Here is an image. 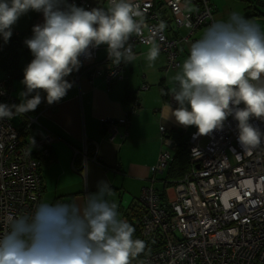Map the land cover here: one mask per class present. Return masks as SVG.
Returning <instances> with one entry per match:
<instances>
[{"label":"clouds","instance_id":"1","mask_svg":"<svg viewBox=\"0 0 264 264\" xmlns=\"http://www.w3.org/2000/svg\"><path fill=\"white\" fill-rule=\"evenodd\" d=\"M30 10L42 13L44 22L34 25L32 37L24 41L33 59L24 69L21 102L0 103V120L34 111L41 91L49 105L58 103L71 87L65 77L78 69L79 58L90 48L106 45L117 66L138 58L128 42L133 35L143 36L144 13L132 0H109L106 8L90 10L67 0H0V37L5 43L12 26ZM189 53L171 77L178 107L169 105L164 119L174 117L181 126H195V135L207 136L232 116L238 121V142L250 154L264 138L249 122L264 120V32L232 12L226 20L211 23ZM159 54L152 43L143 55L147 68L154 67ZM238 195L229 193L230 198ZM111 196L110 182L102 181L83 206L41 202L32 214L10 219L0 235V264H132L146 244L133 238L134 226L119 218Z\"/></svg>","mask_w":264,"mask_h":264},{"label":"built area","instance_id":"2","mask_svg":"<svg viewBox=\"0 0 264 264\" xmlns=\"http://www.w3.org/2000/svg\"><path fill=\"white\" fill-rule=\"evenodd\" d=\"M67 2L90 10L106 8L109 0ZM132 2L144 13V27L143 36L133 35L128 46L148 47L155 43L165 57L164 72L179 67V43L165 31L163 14L156 6L167 9L175 26L185 28L189 35L200 27L209 26L213 20L214 0ZM32 35L26 34V38ZM184 40H188V36ZM193 42L195 40H191V44ZM97 50V47L90 48L81 55L82 68L76 69V75L86 74L91 81L102 78L107 86L122 79L123 65H115L108 55L98 60ZM146 88L142 86L143 90ZM10 92L0 80V103H16ZM137 104L135 99L119 120L105 121L104 130L109 141L116 136L124 140L129 117L135 114ZM13 119L0 120V235L8 229L10 219L32 214L40 203L41 161L50 157V146L56 138L51 134H39L32 145L22 143ZM34 122L33 118L29 119L25 126L27 132ZM249 122L264 133V120L253 118ZM117 123L123 125L121 134L115 127ZM237 124L238 121L229 116L221 130L207 136L195 135L197 128L194 127L187 134L190 168L172 186L171 195L163 198L154 190V177L166 168L171 158L170 149L174 146L168 136L162 138L161 152L151 170L150 185L143 188L140 195L142 207L138 226L146 250L133 264H264V138L250 154L244 152L238 142ZM160 132L166 134L163 127ZM34 149L41 157L33 156ZM230 192L239 195L230 198ZM222 200H227L229 206Z\"/></svg>","mask_w":264,"mask_h":264},{"label":"crops","instance_id":"3","mask_svg":"<svg viewBox=\"0 0 264 264\" xmlns=\"http://www.w3.org/2000/svg\"><path fill=\"white\" fill-rule=\"evenodd\" d=\"M214 1L212 23L226 20L230 13L236 12L254 22L264 32V10L254 6L251 1ZM260 2L264 6V2ZM160 6L162 5H157L156 8L159 7L163 14L165 31L179 43V67L176 70L164 72L165 57L162 53L154 67L147 68L143 55L151 46L135 45L132 50L138 58L133 63H121L124 68L122 79L107 86L102 78L91 81L86 74L77 76L76 70H73L65 77L71 84L67 94L58 103L44 106L33 117L35 122L28 132L27 144L32 145L35 136L39 134L56 137L50 146V157L41 161L40 203L78 202L83 206L89 194L97 191L99 182H110V199L118 205L119 218L139 225V217L134 218L131 208L134 206V213L141 210L140 195L143 188L150 185L151 170L161 152L162 138L165 139L171 131H179L187 136L194 127L181 126L175 122L174 117L167 120L164 117L169 105L172 109L178 107V102L173 101L171 93L174 87L171 77L180 70L183 60L190 54L191 40L200 39L208 27H200L189 35L185 28L176 27L170 12ZM43 22L42 13L30 10L12 26V32L23 33L26 40V32L30 30L32 33L33 26ZM187 36L188 40H184ZM106 47H97L98 60L108 55ZM29 56L30 59L23 62L24 68L31 62V52ZM78 68H82L81 63ZM161 85L166 89L167 102L161 95ZM142 86L147 88L143 90ZM12 87L13 97L19 104L20 93L25 91V86L15 82ZM43 93L45 92L41 91L40 95ZM128 96H135L138 104L135 114L129 117L127 136L124 140L116 136L109 141L105 135L104 123L106 120L117 121L130 110L131 105L125 100ZM115 127L118 133L124 132L121 123H117ZM160 127L164 128L166 134H161ZM76 151L79 153L75 154ZM94 157L96 160L91 161ZM159 177L160 174L154 177V188L159 184L156 181ZM171 188L165 190L164 197L171 195ZM140 238L142 239L141 236Z\"/></svg>","mask_w":264,"mask_h":264},{"label":"trees","instance_id":"4","mask_svg":"<svg viewBox=\"0 0 264 264\" xmlns=\"http://www.w3.org/2000/svg\"><path fill=\"white\" fill-rule=\"evenodd\" d=\"M257 10V9H256ZM30 30L26 32V34H30ZM25 38L23 33H14L7 43L3 41V38L0 37V80H3L5 83V87L12 91V83L14 81H22L24 78V66L23 62L30 59L29 53H25L27 46L24 43ZM160 92L165 102H167L166 89L163 85L160 86ZM11 94V92H10ZM31 98V96L29 97ZM41 103L37 106L34 111H30L25 113L23 116H15L12 120L14 127L17 129L20 135V140L22 143H27L26 138L29 135V131L27 132L25 126L27 125L30 118L36 116L40 110L49 105L46 101V93L41 95ZM135 96L131 98L128 96L125 100L126 103L132 104L135 100ZM16 101V100H15ZM15 104H18L17 101ZM55 103L51 104L54 105ZM195 127V126H194ZM193 127V129H194ZM192 129V131H193ZM173 142V154H171V158L168 161L166 168L160 174V177L156 179L159 181V186H156L154 190L158 193V195L163 198L165 196V190L170 188L176 184L178 180H180L189 170L190 168V158H189V150H188V137L182 134L179 131H171L169 135H167ZM37 136H35V139ZM89 151V150H88ZM38 152L36 149L33 151V156L35 158L41 157L38 156ZM152 178V177H151ZM134 206H132L131 210L133 211L132 215L135 219L139 217V213H134ZM135 228V233L133 238H140L139 226L135 223H131ZM144 253L141 254L136 260L138 261Z\"/></svg>","mask_w":264,"mask_h":264},{"label":"rangeland","instance_id":"5","mask_svg":"<svg viewBox=\"0 0 264 264\" xmlns=\"http://www.w3.org/2000/svg\"><path fill=\"white\" fill-rule=\"evenodd\" d=\"M248 1H251V3L252 4H254V6H256L257 8H260V9H263L264 10V6H263V4L260 2V1H263L264 2V0H248ZM215 2V1H214ZM244 4L246 5V6H248V4H247V2H244ZM15 82H18V83H20V84H22L21 83V81H14L13 83H15ZM12 83V84H13ZM12 89V91H11V97L15 100V98L13 97V87L11 88ZM137 111V110H136ZM205 143V139L203 138L202 139V144H204ZM172 149H170V153H172ZM157 186H159V184H157ZM170 190V189H169ZM169 192V194H170V191H168Z\"/></svg>","mask_w":264,"mask_h":264},{"label":"water","instance_id":"6","mask_svg":"<svg viewBox=\"0 0 264 264\" xmlns=\"http://www.w3.org/2000/svg\"><path fill=\"white\" fill-rule=\"evenodd\" d=\"M29 52H30V50H29V48L27 47L25 53H29ZM32 59H33V56H32V54H31V60H32Z\"/></svg>","mask_w":264,"mask_h":264},{"label":"flooded vegetation","instance_id":"7","mask_svg":"<svg viewBox=\"0 0 264 264\" xmlns=\"http://www.w3.org/2000/svg\"><path fill=\"white\" fill-rule=\"evenodd\" d=\"M48 160V159H47ZM41 167V166H40Z\"/></svg>","mask_w":264,"mask_h":264}]
</instances>
